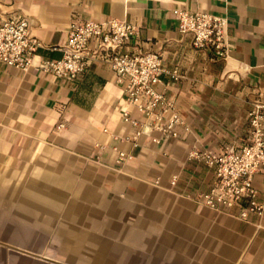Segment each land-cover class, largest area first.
Here are the masks:
<instances>
[{
    "label": "crops",
    "instance_id": "obj_1",
    "mask_svg": "<svg viewBox=\"0 0 264 264\" xmlns=\"http://www.w3.org/2000/svg\"><path fill=\"white\" fill-rule=\"evenodd\" d=\"M176 9L227 17L228 56L194 47ZM12 17L42 48L26 72L0 62V264H264V213L195 202L214 172L190 158L248 141L264 105V0H0V21ZM110 19L136 27L129 50L179 72L159 86L183 117L178 139H135L124 114L145 117L102 55L74 80L36 67L62 58L73 22ZM255 188L264 204L262 175Z\"/></svg>",
    "mask_w": 264,
    "mask_h": 264
},
{
    "label": "built area",
    "instance_id": "obj_2",
    "mask_svg": "<svg viewBox=\"0 0 264 264\" xmlns=\"http://www.w3.org/2000/svg\"><path fill=\"white\" fill-rule=\"evenodd\" d=\"M179 31L190 34L193 45L199 49L211 48L218 57L229 54L228 18L205 11L192 12L176 9ZM137 34L136 27L118 19L106 22L75 21L69 29L68 40L61 48L58 60L41 59L36 67L57 78L74 80L85 70L89 60L102 55L115 72L118 82H125L127 101L141 112L145 120L124 114V121L135 129V139L144 134L159 144L162 139L173 141L180 137L184 125L181 114L172 98L159 89L163 76L173 80L181 77L177 70L164 67L163 56L158 52L129 50ZM97 40L92 51L91 43ZM40 40L31 32L29 20L7 18L0 21V62L21 71L34 66ZM250 131L248 141L241 146L228 145L220 154L209 150H193L190 158L204 163L214 172L210 188L196 194L193 200L213 211L248 221L250 215L262 216L264 204L258 199L255 178L264 177V105L254 103L249 110ZM64 127L60 124L59 128ZM131 158L120 152V160Z\"/></svg>",
    "mask_w": 264,
    "mask_h": 264
}]
</instances>
